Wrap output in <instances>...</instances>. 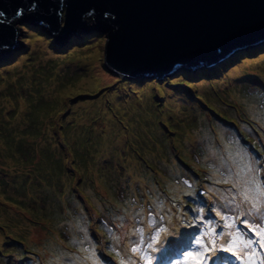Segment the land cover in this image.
Segmentation results:
<instances>
[{"label": "rangeland", "instance_id": "1", "mask_svg": "<svg viewBox=\"0 0 264 264\" xmlns=\"http://www.w3.org/2000/svg\"><path fill=\"white\" fill-rule=\"evenodd\" d=\"M9 23L0 264H194L196 250L201 264H264V241L245 250L222 220L243 212L264 226L243 199L250 176L238 155L264 162V44L209 69L125 77L101 59L97 29L59 39L22 16ZM205 222L223 233L204 237L215 248L206 254L193 240Z\"/></svg>", "mask_w": 264, "mask_h": 264}, {"label": "water", "instance_id": "2", "mask_svg": "<svg viewBox=\"0 0 264 264\" xmlns=\"http://www.w3.org/2000/svg\"><path fill=\"white\" fill-rule=\"evenodd\" d=\"M0 0V48L24 18L58 33L105 34L100 57L121 76L150 77L213 67L264 44V0Z\"/></svg>", "mask_w": 264, "mask_h": 264}, {"label": "snow or ice", "instance_id": "3", "mask_svg": "<svg viewBox=\"0 0 264 264\" xmlns=\"http://www.w3.org/2000/svg\"><path fill=\"white\" fill-rule=\"evenodd\" d=\"M37 7V3L34 2L31 5V10H34ZM23 14V9H18L16 15L21 16ZM3 16V13L0 12V17ZM240 156V159L244 160V171L249 174L250 176V188L245 190L243 192V199L244 201H247L251 204V211H255L258 215H264V212H262V205H264V181L260 179L261 171L264 170V162L259 161H253L252 159H248L244 156V154L238 153ZM229 169V173H230ZM227 182V178H225V181ZM235 187V185H233ZM254 192L255 195L250 196L249 192ZM239 207V205H237ZM203 209H198L197 212L201 213ZM247 213L241 212L239 216L236 217H230L228 215L222 216V220L225 222L224 227L232 229L229 233L230 235V242H237L240 246H242L245 250L250 248L254 245V243H258L260 241H264V226H257L253 227L252 224H250L246 218ZM244 217V218H242ZM236 220H239L241 224L245 225L249 230L255 232L256 236L258 237L257 241H253L251 239H245L242 237V233L240 232L239 227L235 226ZM203 221V217L198 215L196 217V222ZM204 232L194 236L193 240L195 242V245L198 246V249L200 247L204 248L205 254L210 251H214L215 248H209L205 245L204 237L211 234L214 238L218 236H222L223 233H216L215 227L210 222L204 223ZM139 231V230H138ZM164 231V229H159L157 231V236H159V232ZM210 243H214V239L210 241ZM149 248H152V244L150 243L148 245ZM132 251H138L137 248H133ZM201 253L199 250L196 251H189L187 252V256L192 257L194 260V264H201V261L199 259ZM207 259H211V257H207Z\"/></svg>", "mask_w": 264, "mask_h": 264}, {"label": "clouds", "instance_id": "4", "mask_svg": "<svg viewBox=\"0 0 264 264\" xmlns=\"http://www.w3.org/2000/svg\"><path fill=\"white\" fill-rule=\"evenodd\" d=\"M42 27H44V28H46L45 26H43V25H41ZM15 43V42H14ZM11 44V45H8V46H6V47H3V48H10V47H13L15 44ZM3 48H0V49H3Z\"/></svg>", "mask_w": 264, "mask_h": 264}, {"label": "bare ground", "instance_id": "5", "mask_svg": "<svg viewBox=\"0 0 264 264\" xmlns=\"http://www.w3.org/2000/svg\"><path fill=\"white\" fill-rule=\"evenodd\" d=\"M206 68H208V69H209V68H212V67H206ZM101 75H102V74H101ZM102 76H103V75H102ZM103 77H104V76H103Z\"/></svg>", "mask_w": 264, "mask_h": 264}]
</instances>
